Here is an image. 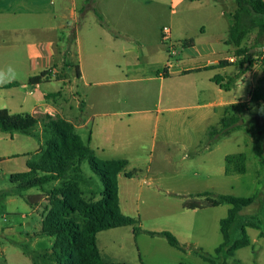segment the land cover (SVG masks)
Listing matches in <instances>:
<instances>
[{"label":"crops","instance_id":"1","mask_svg":"<svg viewBox=\"0 0 264 264\" xmlns=\"http://www.w3.org/2000/svg\"><path fill=\"white\" fill-rule=\"evenodd\" d=\"M235 9L224 0H0V90L14 88L9 99L2 95L0 109L60 117L97 158L126 160L134 174H119L121 198V179L136 180V153L147 148L151 133L156 137L160 122L171 136L181 120L200 138L226 107L245 103L250 111V93L236 97L230 90L247 81L250 91L255 86L250 71L238 75L235 48L226 44ZM166 26L173 55L161 40ZM17 71L22 77L10 79ZM37 133H11L26 144L6 159L20 161L18 173L28 172L40 151ZM230 155L217 171L223 180L234 174L226 171ZM129 233L136 242L134 229ZM164 241L160 247L171 254L175 248Z\"/></svg>","mask_w":264,"mask_h":264},{"label":"rangeland","instance_id":"2","mask_svg":"<svg viewBox=\"0 0 264 264\" xmlns=\"http://www.w3.org/2000/svg\"><path fill=\"white\" fill-rule=\"evenodd\" d=\"M49 1L57 3L59 0ZM224 1L235 4L234 0ZM253 38L254 35H251L244 46L249 48ZM251 53L255 54V51ZM257 59L255 55L254 61ZM257 65L250 70L254 85L260 76ZM237 73H242L238 65ZM10 77L20 79L22 73L13 72ZM250 85L247 81L237 91L230 85V90L236 97L248 96ZM13 91L14 88L0 90V106L4 98L2 95L6 96L5 100L9 99ZM23 91L21 89L20 92ZM245 108V103L225 108L224 116L229 114L240 118L238 128L229 134L221 131L222 119L200 138L191 131L190 124L181 120L175 124L171 136L169 130L165 133L164 121L160 122L156 137L151 133L147 148L136 153V180L121 179V213L136 220V228L171 232L187 250L179 251L168 246L174 253L167 254L159 245L165 238L138 234L135 242L129 233L133 227H122L97 235V245L104 261L111 257L114 263L209 264L194 250L216 255V249L223 243L219 221L227 217L231 206L223 204L218 208L188 210L184 203L191 195L212 192L240 198L255 197L253 205L241 210L240 219L244 221L258 216L264 220V109L253 104L250 111ZM36 129L41 142L40 150H43L50 135L41 122ZM212 130L217 133L211 134ZM165 134L172 138L173 144L165 143ZM83 142L87 144L85 140ZM182 143L190 145V148ZM24 146L26 144H21L17 137L12 138V134L0 132V264H57L53 255L55 239L40 236L38 231L46 214L45 208L49 205V193L73 182V179L53 181L29 190L21 188V181L11 183V176L20 171V161L7 162L6 159ZM226 153H243L246 158L245 172L234 173L223 180L217 171L225 166L223 157ZM125 171L131 172L129 167ZM70 174L75 175L73 172ZM36 176H42V173ZM78 176L85 197L98 200L99 196L95 194L103 190V184L87 162L82 164V172ZM28 199L37 205L31 204ZM247 232L251 245L238 250L228 264H236V261L240 264H264V238L259 237L257 229L248 228ZM232 238H238V233L233 232Z\"/></svg>","mask_w":264,"mask_h":264},{"label":"trees","instance_id":"3","mask_svg":"<svg viewBox=\"0 0 264 264\" xmlns=\"http://www.w3.org/2000/svg\"><path fill=\"white\" fill-rule=\"evenodd\" d=\"M234 1L236 9L229 15L230 28L226 44L235 48L242 75L259 64L260 76L250 92V103L264 109V0ZM98 17L102 20L99 14ZM251 35H254L252 45L247 48L244 42ZM252 50H255V54L251 53ZM255 55L258 56L256 61H254ZM39 79L35 78L31 81ZM239 121L237 115L224 116L221 120L222 133L228 134L234 131L238 128ZM40 122L50 138L45 148L28 162L29 171L12 175L11 183L21 181V188L29 190L53 181L73 179V182L49 193V205L45 208L46 214L38 231L40 236L55 239L53 255L57 264H123L104 261L97 245V235L100 232L122 227H133L136 235L163 237L171 247L180 251L187 250L171 232H152L141 227L136 228L138 222L121 213L118 176L123 172L127 178H130L134 174L125 172L128 166L126 160L106 161L97 158L90 145L84 144L80 135L75 132V127L60 117L52 118L50 115H45L39 120L28 114L13 115L7 109H0L2 133L29 134ZM210 133L217 131L212 130ZM245 161L243 153L227 156V173L243 174ZM84 162L89 164L92 172L103 184V190L95 194L99 196L98 200L93 199L95 197L87 199L80 189L78 174L82 172ZM71 172L75 175H71ZM38 173H42V176L37 177ZM28 201L37 205L30 199ZM254 203L255 197L240 198L212 192L191 195L184 203V207L188 210L218 208L223 204L231 206L227 217L220 221L223 243L216 249V255L211 256L199 249H195V253L209 264H228V260L233 258L238 250L251 245L248 228L259 230V237L264 238V220L258 216L244 221L240 219L241 210ZM233 232L238 233V238H232ZM236 264L240 262L236 261Z\"/></svg>","mask_w":264,"mask_h":264},{"label":"built area","instance_id":"4","mask_svg":"<svg viewBox=\"0 0 264 264\" xmlns=\"http://www.w3.org/2000/svg\"><path fill=\"white\" fill-rule=\"evenodd\" d=\"M161 40H162V43L165 45V46H168V54L169 55H173L174 52H175V49H174V42H173V39H172V31L170 29V27L166 26L162 29L161 31ZM230 63H234L236 60L235 59H229L228 60ZM259 66V64L257 65ZM57 72H55V76H56ZM53 75V76H54Z\"/></svg>","mask_w":264,"mask_h":264},{"label":"water","instance_id":"5","mask_svg":"<svg viewBox=\"0 0 264 264\" xmlns=\"http://www.w3.org/2000/svg\"><path fill=\"white\" fill-rule=\"evenodd\" d=\"M252 51H255V50H252Z\"/></svg>","mask_w":264,"mask_h":264}]
</instances>
